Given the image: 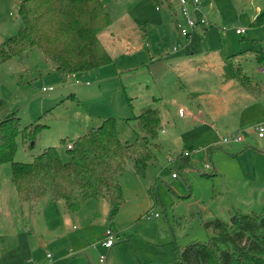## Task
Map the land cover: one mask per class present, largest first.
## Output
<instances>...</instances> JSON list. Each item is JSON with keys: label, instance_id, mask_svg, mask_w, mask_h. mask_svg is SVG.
<instances>
[{"label": "rangeland", "instance_id": "374dc122", "mask_svg": "<svg viewBox=\"0 0 264 264\" xmlns=\"http://www.w3.org/2000/svg\"><path fill=\"white\" fill-rule=\"evenodd\" d=\"M104 5L111 18L103 29L110 27L105 40L115 48L110 63L63 81L35 46L20 58L0 60V97L16 111L21 126L41 124L32 140L16 136L13 160L31 161L47 146H55L66 160L60 139L70 142L108 117L115 118L121 142H131L136 136L131 118L145 107L160 115L155 140L160 146L144 175L125 161L120 178L124 202L113 215L104 199L89 200L74 213L64 211L62 201L22 203L10 164H0V264H99L100 254L107 255L108 264L167 262L176 246L215 234L205 223H229L234 211L264 213V137L254 130L264 125V88L258 97L246 90L252 96L233 97L232 109L223 110L222 103L244 92L235 76L224 78V57L264 49V24H251L264 0H199L206 23L188 36L178 31L183 23L178 0L157 5L104 0ZM17 8L15 0H0V41L16 32ZM239 64L264 85V66L252 55ZM226 119H237L239 128L226 132ZM230 133H239L242 141L223 142ZM185 146L198 162L176 168L183 157L173 163L169 158L188 150ZM204 162L209 169H203ZM62 213L70 218L61 220ZM106 228L115 233L109 249L100 245Z\"/></svg>", "mask_w": 264, "mask_h": 264}, {"label": "trees", "instance_id": "16d2710c", "mask_svg": "<svg viewBox=\"0 0 264 264\" xmlns=\"http://www.w3.org/2000/svg\"><path fill=\"white\" fill-rule=\"evenodd\" d=\"M152 2L157 5L159 0ZM17 12L16 32L0 41L1 61L20 58L35 46L54 64V71L63 81L69 75L83 74L112 61L98 37L111 23L104 0H21ZM251 24H264V9ZM247 54L264 66V49H246L224 57L223 76H235L244 90L259 96L263 83L246 74L239 64ZM131 119L132 124L126 118L136 133L131 142H121L115 118L108 117L70 142L60 139L66 160L55 146H47L31 161H15L16 136L32 140L41 124L21 126L16 111L0 97V164H10L17 199L32 203L48 197L53 204L62 201L69 213L89 200L104 199L109 215H113L124 202L120 178L125 161L131 160L134 171L144 175L147 162L159 148L155 141L161 125L158 110L145 107ZM68 143L70 148L66 147ZM188 159L183 156L176 168L187 165ZM205 224L211 225L215 233L208 240L176 246L170 261L144 260L141 264H264L263 212L234 211L229 223L216 219Z\"/></svg>", "mask_w": 264, "mask_h": 264}, {"label": "built area", "instance_id": "2783aa9c", "mask_svg": "<svg viewBox=\"0 0 264 264\" xmlns=\"http://www.w3.org/2000/svg\"><path fill=\"white\" fill-rule=\"evenodd\" d=\"M179 3V14L180 17L183 20V23H178V31L180 34L183 36H188V34L193 30L195 27L205 24L206 19L201 16V11H200V6H199V0H178ZM243 29L236 28L235 32L236 33H242ZM76 82H79L78 79L75 80ZM86 84H89V81H85ZM52 86L42 87V90H47L51 89ZM177 114L179 116L184 115V110L179 107L177 109ZM264 125L262 123H259L254 126V130H256L257 136L262 137L264 135ZM243 137L239 133H230L222 137L223 142H239L242 141ZM66 147L70 148L71 143H68ZM192 150H180L174 156L169 158V161L173 163V159L180 158V157H185L190 155ZM197 159H191L189 157V163L190 164H195L197 163ZM210 165L206 162L203 163V169H209ZM172 177L175 176V173L171 174ZM153 216H158V213L155 212ZM146 217H150V215H146ZM114 238H115V233L110 229L106 228L104 231V239L100 242V245L103 246L104 248L109 249L113 244H114ZM46 256H49L47 253ZM98 263L99 264H108L107 262V255L106 254H100L98 257Z\"/></svg>", "mask_w": 264, "mask_h": 264}, {"label": "crops", "instance_id": "0c3cea01", "mask_svg": "<svg viewBox=\"0 0 264 264\" xmlns=\"http://www.w3.org/2000/svg\"><path fill=\"white\" fill-rule=\"evenodd\" d=\"M20 1L21 0H15V3H16V6H18L19 5V3H20ZM18 9V8H17ZM255 9H256V11L258 12V11H260L261 10V7L260 6H256L255 7ZM110 26V25H109ZM108 31H110V27L108 28V30H105V31H101V32H99L98 33V37H99V39H100V41H101V43L103 44V46H104V48L107 50V52L109 53V55L111 56V58H112V53L114 52V50H115V48L113 47V45H112V43H111V40H105V35H107V33L106 32H108ZM112 33V32H111ZM238 34H240V33H238ZM126 46H127V44H126ZM258 70L260 71H262V68H261V66H259L258 67ZM243 89V88H242ZM243 91L244 92H238V93H236L235 95H231V96H229L226 100H224L222 103H223V105L225 104V106L227 107H225L223 110H227L228 108H229V106H230V109H232V108H234L233 107V105L235 104V103H232V104H229V102L231 101V99H233V97H235V96H237L238 98H246V97H248V96H252L251 94H248V93H246L245 92V90L243 89ZM263 93V92H262ZM261 95V94H260ZM259 95V96H260ZM253 97H258V96H253ZM236 98V97H235ZM234 98V99H235ZM253 100V99H252ZM237 106V105H236ZM184 116V115H183ZM182 116V117H183ZM223 126L225 127V130H226V132H234L235 130H233L235 127H238V122H237V119L235 120V121H231V120H229V119H226V121L225 122H223ZM239 128V127H238ZM241 129V128H240ZM262 137H264V135L262 136ZM261 138V137H260ZM160 146V145H159ZM186 147V146H185ZM188 162H189V159H188ZM2 198H3V194H2V192H1V190H0V204H1V202H2ZM43 201L45 200V201H47L48 203H51L50 202V200L47 198H44V199H42ZM42 200H40V201H38V202H34V203H40ZM22 203H25V202H22ZM51 204H53V203H51ZM63 210L64 211H66V209H65V207H64V205H63ZM63 211V212H64ZM69 213V212H68ZM57 214H58V216H60V212L59 211H57ZM77 214V213H76ZM75 216H77V215H75ZM68 218H70V217H67V215H66V213H62V216H61V220H63V219H68ZM107 262H108V260H107Z\"/></svg>", "mask_w": 264, "mask_h": 264}]
</instances>
